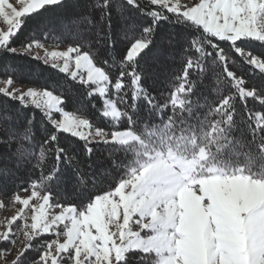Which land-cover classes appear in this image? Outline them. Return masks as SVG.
<instances>
[{"label":"snow or ice","instance_id":"6c2138e0","mask_svg":"<svg viewBox=\"0 0 264 264\" xmlns=\"http://www.w3.org/2000/svg\"><path fill=\"white\" fill-rule=\"evenodd\" d=\"M7 207L0 264H264V0H0Z\"/></svg>","mask_w":264,"mask_h":264},{"label":"rangeland","instance_id":"374dc122","mask_svg":"<svg viewBox=\"0 0 264 264\" xmlns=\"http://www.w3.org/2000/svg\"><path fill=\"white\" fill-rule=\"evenodd\" d=\"M12 214H14V210L11 207L0 210V220H4L6 217H10Z\"/></svg>","mask_w":264,"mask_h":264}]
</instances>
